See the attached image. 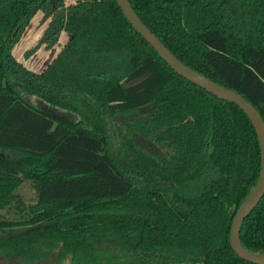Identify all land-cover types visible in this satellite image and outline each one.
I'll return each mask as SVG.
<instances>
[{
    "label": "trees",
    "instance_id": "1",
    "mask_svg": "<svg viewBox=\"0 0 264 264\" xmlns=\"http://www.w3.org/2000/svg\"><path fill=\"white\" fill-rule=\"evenodd\" d=\"M67 1L0 0V264H256L230 243L262 168L249 116L178 74L117 0ZM129 1L176 56L264 118V0ZM39 12L57 24L45 48L68 36L36 71L13 48ZM25 181L33 203L17 193ZM241 240L264 254V196Z\"/></svg>",
    "mask_w": 264,
    "mask_h": 264
},
{
    "label": "water",
    "instance_id": "2",
    "mask_svg": "<svg viewBox=\"0 0 264 264\" xmlns=\"http://www.w3.org/2000/svg\"><path fill=\"white\" fill-rule=\"evenodd\" d=\"M123 13L133 25V27L149 42L159 55L181 76L192 81L198 86L206 89L210 93L233 102L241 107L251 119L260 143L262 168L259 180L249 195L242 201L237 208L231 224L230 243L233 250L243 259L256 264H264V254L248 250L241 240V229L244 219L254 210L264 196V118L260 111L241 93L215 81L205 74L192 68L176 56L161 39L143 22L137 12L134 10L129 0H117ZM148 76H142L132 80L127 86H136L142 83ZM37 104H42V108L51 112H56L58 108H51L41 100ZM72 116V115H70ZM136 143L145 151L158 154L163 151V146L156 145L153 141L132 133ZM40 262H50L56 264V259H47Z\"/></svg>",
    "mask_w": 264,
    "mask_h": 264
},
{
    "label": "rangeland",
    "instance_id": "3",
    "mask_svg": "<svg viewBox=\"0 0 264 264\" xmlns=\"http://www.w3.org/2000/svg\"><path fill=\"white\" fill-rule=\"evenodd\" d=\"M71 2V0H68L67 4H71ZM49 26H51L49 19L43 18L42 12L37 13L13 48L16 57L27 67L36 71L43 69L53 55L58 52L61 47L60 44H62L68 36L66 32L62 31L59 36V42L52 45L50 48H45L46 44H41L40 41L44 37ZM53 26L55 29V25ZM36 102L38 103L39 100H36ZM17 193L26 204L33 203L37 200L36 190L29 181H25L20 186Z\"/></svg>",
    "mask_w": 264,
    "mask_h": 264
},
{
    "label": "flooded vegetation",
    "instance_id": "4",
    "mask_svg": "<svg viewBox=\"0 0 264 264\" xmlns=\"http://www.w3.org/2000/svg\"><path fill=\"white\" fill-rule=\"evenodd\" d=\"M47 19H49V21H50V23H51V20H52V18L51 17H49V18H47ZM53 25H55V27L57 28V24H54V23H51V26H49L48 28H50V27H54ZM47 28V29H48ZM59 42V41H58ZM49 62V61H48ZM47 62V63H48ZM38 105H40V106H42V104H38ZM52 108H58V110L56 111V112H58V113H62V114H65L66 112L65 111H63V110H61L59 107H57V106H55V107H52ZM68 115H71V114H68ZM73 117V116H72ZM77 117V116H76ZM11 260V262L13 263V264H17V259H16V257H13V258H11L10 259ZM47 260V259H46ZM7 260L6 259H4V258H2L1 260H0V262L1 263H4V262H6ZM38 263H43V264H53V263H50V262H46V263H44V262H38ZM56 264H57V260H56Z\"/></svg>",
    "mask_w": 264,
    "mask_h": 264
}]
</instances>
